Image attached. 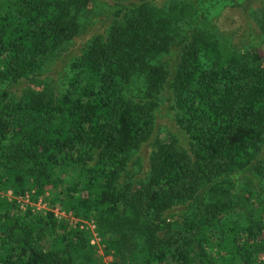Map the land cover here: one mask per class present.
<instances>
[{"label": "trees", "instance_id": "trees-1", "mask_svg": "<svg viewBox=\"0 0 264 264\" xmlns=\"http://www.w3.org/2000/svg\"><path fill=\"white\" fill-rule=\"evenodd\" d=\"M88 3L0 0V264H102L55 207L94 221L111 264H264L261 52L209 31L174 44L188 5L116 1L55 90L31 86ZM256 25L264 38V9ZM163 109L186 148L157 135L145 177L126 179Z\"/></svg>", "mask_w": 264, "mask_h": 264}, {"label": "rangeland", "instance_id": "rangeland-1", "mask_svg": "<svg viewBox=\"0 0 264 264\" xmlns=\"http://www.w3.org/2000/svg\"><path fill=\"white\" fill-rule=\"evenodd\" d=\"M116 1L125 3L130 0H89L87 9L79 17L78 34L65 47L46 58L43 69L36 75L34 81H30L31 86L53 92L66 70L69 61L68 54L78 53L84 42L96 34L103 33ZM152 3L156 6H163L167 3L186 4L191 8V14L183 17L177 24L178 35L174 44L177 42L178 45L183 44L196 33L209 31L220 44L230 51L245 52L258 49L264 58V38L256 25L257 17L264 9V0H152ZM177 47L176 45L171 47V51L166 56L168 59H171ZM161 111L154 116L150 136L129 156L125 173V178L128 180H142L145 177L152 142L157 135L163 138L167 134L179 147L186 148L185 135L165 113V110ZM44 196L47 197L48 194L44 192ZM27 202L24 203L23 208L29 207L33 212L44 214L50 208L47 200L40 196L34 202L30 200ZM181 209L182 206H177L171 215L177 217ZM52 213L57 220H63L88 230L89 244L93 246L95 255L100 257L102 264H111V256L104 253V246L98 236L96 224L91 218L76 217L71 210L59 207L53 208Z\"/></svg>", "mask_w": 264, "mask_h": 264}, {"label": "built area", "instance_id": "built-area-1", "mask_svg": "<svg viewBox=\"0 0 264 264\" xmlns=\"http://www.w3.org/2000/svg\"><path fill=\"white\" fill-rule=\"evenodd\" d=\"M6 194L10 195V191H7ZM22 200H23V204L21 205V207L23 208L24 207V203L25 202L28 203L27 201L29 200L27 194H24Z\"/></svg>", "mask_w": 264, "mask_h": 264}]
</instances>
